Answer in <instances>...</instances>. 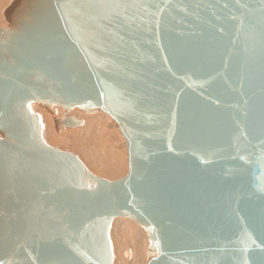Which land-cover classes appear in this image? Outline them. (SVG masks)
<instances>
[{"label": "water", "instance_id": "95a60500", "mask_svg": "<svg viewBox=\"0 0 264 264\" xmlns=\"http://www.w3.org/2000/svg\"><path fill=\"white\" fill-rule=\"evenodd\" d=\"M0 26V264H112L114 218L146 264L264 257V0H10ZM101 111L127 172L46 144Z\"/></svg>", "mask_w": 264, "mask_h": 264}, {"label": "bare ground", "instance_id": "6f19581e", "mask_svg": "<svg viewBox=\"0 0 264 264\" xmlns=\"http://www.w3.org/2000/svg\"><path fill=\"white\" fill-rule=\"evenodd\" d=\"M9 2L10 0H0V26L7 25L2 10ZM76 109L69 112V115L82 120V126L67 130L64 134L59 131L60 133L57 134L58 130L55 132L52 127H54V119L62 114V110L54 107V112L50 114L44 107L36 104L30 105V110L39 117L42 139L46 144L52 145L55 142H62V140L78 144L81 153L78 152L79 149H73L82 155L84 163L86 162V168L92 173L99 172L101 175H106V179L126 172L125 143L122 142L116 124V128H114L113 123L109 122L111 120L108 119V115L101 111L83 114L82 111L79 112ZM62 129L65 130L64 128L60 130L62 131ZM86 140L91 141L94 146L89 143H87L89 146H86L84 143ZM129 220L116 217L111 223L109 231L112 255H114L112 264H146V247L149 244L146 232Z\"/></svg>", "mask_w": 264, "mask_h": 264}, {"label": "rangeland", "instance_id": "374dc122", "mask_svg": "<svg viewBox=\"0 0 264 264\" xmlns=\"http://www.w3.org/2000/svg\"><path fill=\"white\" fill-rule=\"evenodd\" d=\"M74 109H76V107L73 108V109H71L69 112H72ZM77 109H78V108H77ZM77 109H76V110H77ZM78 111L81 112L80 109H78ZM81 113H83V112H81ZM102 113H103V112H102ZM50 114H51V113H50ZM70 114H71V113H70ZM83 114H84V113H83ZM103 114H105V113H103ZM105 115H107V114H105ZM87 116H88V115H87ZM108 117H109V116H108ZM108 119L111 120V121H109V122H110V123L112 122L113 125H114V128H116V127H115V124H116V123L113 122L114 120L111 119L110 117H109ZM81 126H82V125H81ZM79 127H80V126H79ZM79 127H78V128H79ZM52 128H54V127H52ZM67 128H68V127H67ZM67 128H64V129H65L64 131H63V129H62V131H61V130H60L61 128H60V129H58V132H56V129H55V128H54V129H55V132H56L57 134L60 133V132H61V134H64L65 131H67V130H68V131H69L70 129L73 130V128H70V127H69L68 129H67ZM54 129H53V130H54ZM59 131H60V132H59ZM120 137H121L122 142H123V144H124V140H123V138H122L121 135H120ZM67 142H69V143H67ZM70 142H71V143H70ZM58 143H59V145H58ZM84 143L86 144V146L88 145L87 143H89L90 145H93V146H94V144H92L91 141L89 142V141L86 140V142H84ZM51 144H52V143H51ZM64 144H65V145H64ZM66 144H67V145H66ZM74 144H75V143L72 144V141H66V142H65L64 140H62V142H55V143H53L52 145H50V144H49V145H50V146H53V147H55V148H57V149H59V150H65V151H68V152H70V153L72 152V154L76 155V156L79 158V160L85 165V163H86V162L84 163L85 160L83 159V157H81L82 155L79 154V153H81V150L79 149L78 144H77V145L75 144V146H74ZM62 145H63V146H62ZM71 145H72V146H71ZM76 146H77V147H76ZM88 146H89V145H88ZM95 146H96V145H95ZM68 148H69V149H68ZM73 148H74V149H77V150L79 149V150H78L79 153L77 152V150H74ZM124 149H125V146H124ZM125 153H127V152H126V149H125ZM125 157H127V154L125 155ZM125 160L127 161V158H125ZM126 161H125V163H126V165H127V162H126ZM85 166H86V165H85ZM126 169H127V166H126ZM125 171L127 172V170H125ZM91 172H92V171H91ZM126 172L121 173V175L117 174V175H116L117 177L115 176L116 178L113 177V178H108V179H111V180H112V179H118V178H120V177H123V176L126 174ZM93 173H94V172H93ZM94 174H98L97 176H100V177L106 178V177H105L106 175H103V174L101 175V173H99V172H97V173L95 172ZM122 174H124V175H122ZM117 218H121V219H127V220H129V218H124V217H117ZM115 219H116V218H115ZM129 221H131L132 223H134L136 226L142 228V227L139 226L135 221H133V220H131V219H130ZM110 227H111V225H110ZM142 229H143V228H142ZM109 230H110V228H109ZM109 239H110V231H109ZM110 244H112V243H111V239H110ZM112 254H113V252H112ZM113 257H114V255H113ZM112 260H113V259H112Z\"/></svg>", "mask_w": 264, "mask_h": 264}, {"label": "snow or ice", "instance_id": "6c2138e0", "mask_svg": "<svg viewBox=\"0 0 264 264\" xmlns=\"http://www.w3.org/2000/svg\"><path fill=\"white\" fill-rule=\"evenodd\" d=\"M261 251L264 252V248H261ZM246 264H247V262H246ZM259 264H264V257L260 258Z\"/></svg>", "mask_w": 264, "mask_h": 264}]
</instances>
